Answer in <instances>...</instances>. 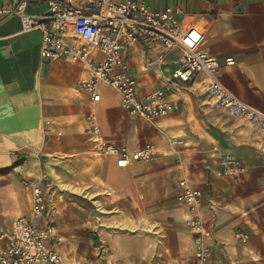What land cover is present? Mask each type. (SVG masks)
I'll list each match as a JSON object with an SVG mask.
<instances>
[{
    "label": "crops",
    "instance_id": "crops-1",
    "mask_svg": "<svg viewBox=\"0 0 264 264\" xmlns=\"http://www.w3.org/2000/svg\"><path fill=\"white\" fill-rule=\"evenodd\" d=\"M48 1L29 0L25 11L42 17ZM17 4L0 0V228L8 232L13 220L30 215L28 182L41 181L49 185L48 218L56 226L57 250L70 252L76 264H195L186 228L190 211L177 199L178 183L187 179L203 192L199 214L215 239L209 264H264V132L229 115L198 81H171L181 52L171 49L158 63L157 45L135 46L126 58L141 96L168 89L171 113L153 122L130 116L108 86L92 107L81 90L91 77L89 68L46 60L42 32L22 30ZM146 4L155 11L181 8V26L201 25L205 50L220 62L222 83L264 111V0ZM91 109L104 139L131 149L150 143L155 159L127 168H118L111 157L99 160L86 132ZM228 156L245 166L241 178L221 175ZM73 186L81 188L85 202L80 226L97 233L104 251L95 261L87 240L84 256L72 251L78 243ZM95 200L99 205L93 208ZM5 243L1 239L0 247Z\"/></svg>",
    "mask_w": 264,
    "mask_h": 264
},
{
    "label": "built area",
    "instance_id": "built-area-1",
    "mask_svg": "<svg viewBox=\"0 0 264 264\" xmlns=\"http://www.w3.org/2000/svg\"><path fill=\"white\" fill-rule=\"evenodd\" d=\"M28 1L18 0L15 12L21 19L22 30L42 32V54L46 60L81 62L89 68L91 77L81 84V90L88 95L92 107L102 100V86H108L119 96L122 108L130 116L153 122L171 113L175 106L169 100L168 89L158 88L141 96L126 58V52L135 46L157 45L161 50L156 58L158 63L171 49L181 52L171 81L180 85L198 81L229 115L264 132V111L245 103L222 83L218 58L204 48V28L180 25L178 16L184 13L183 9L155 11L148 7L146 0H49L48 13L38 17L26 13ZM78 41L83 44L74 43ZM98 52L103 56L101 59ZM85 119L86 132L96 153L113 158L118 168L155 159V149L150 143L131 149L104 139L93 109ZM245 172L239 160L231 156L224 160L223 177L239 179ZM28 184L30 215L13 220L8 232L0 228V240H6L0 247V264H63L54 242L56 226L48 218L50 206L45 191L49 185L33 180ZM178 190L179 203L190 211L186 228L192 235L194 262L209 264L215 239L212 229L199 214L203 192L187 179L179 181Z\"/></svg>",
    "mask_w": 264,
    "mask_h": 264
},
{
    "label": "rangeland",
    "instance_id": "rangeland-1",
    "mask_svg": "<svg viewBox=\"0 0 264 264\" xmlns=\"http://www.w3.org/2000/svg\"><path fill=\"white\" fill-rule=\"evenodd\" d=\"M113 90V89H111ZM114 91V90H113ZM93 154L99 159V160H104L103 157L99 156L96 153V150H93ZM72 187V186H71ZM74 190L76 193V195H78V199H74L71 203L73 209H74V213L76 214V216L74 217V219L78 222L77 226L74 230V235L76 237V240L78 241L77 246L75 248L72 249V251H75L77 253V255H82L84 256L87 252V246H86V240L89 243V258L93 261L96 260V258H102V256L104 255L102 251V249H100V241L98 238V235L96 232L93 231H85L84 228H82L80 226V218H79V212L81 210V207L83 206V204L85 203L84 201L80 200L81 198V188L79 186H73ZM78 193V194H77ZM93 208H96L99 204L98 201H94L93 203H91ZM91 207V206H90ZM87 232V234H86ZM99 248V249H97ZM106 254V253H105ZM62 256V261L63 264H71V262H73V264H76V260L73 259V255L68 252L67 254L61 255ZM76 257V256H75Z\"/></svg>",
    "mask_w": 264,
    "mask_h": 264
}]
</instances>
